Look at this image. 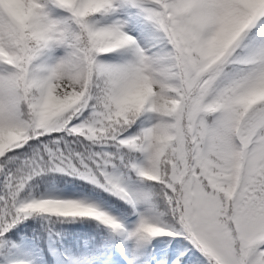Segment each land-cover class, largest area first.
I'll list each match as a JSON object with an SVG mask.
<instances>
[{
    "label": "snow or ice",
    "instance_id": "snow-or-ice-1",
    "mask_svg": "<svg viewBox=\"0 0 264 264\" xmlns=\"http://www.w3.org/2000/svg\"><path fill=\"white\" fill-rule=\"evenodd\" d=\"M0 264H264V0H0Z\"/></svg>",
    "mask_w": 264,
    "mask_h": 264
}]
</instances>
